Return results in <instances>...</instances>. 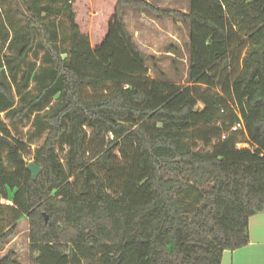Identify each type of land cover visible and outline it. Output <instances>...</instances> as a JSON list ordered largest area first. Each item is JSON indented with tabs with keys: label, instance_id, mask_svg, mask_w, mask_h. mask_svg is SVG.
I'll use <instances>...</instances> for the list:
<instances>
[{
	"label": "trees",
	"instance_id": "1",
	"mask_svg": "<svg viewBox=\"0 0 264 264\" xmlns=\"http://www.w3.org/2000/svg\"><path fill=\"white\" fill-rule=\"evenodd\" d=\"M6 1L25 26L19 58L37 35L46 66L20 83L11 69L19 104L0 81V251L24 218L31 264H221L247 246L264 212V0ZM45 1L68 15L64 58ZM127 7L188 27V86L150 77ZM2 113L35 132L16 137ZM0 264L20 263L11 251Z\"/></svg>",
	"mask_w": 264,
	"mask_h": 264
},
{
	"label": "rangeland",
	"instance_id": "2",
	"mask_svg": "<svg viewBox=\"0 0 264 264\" xmlns=\"http://www.w3.org/2000/svg\"><path fill=\"white\" fill-rule=\"evenodd\" d=\"M146 1L152 2L154 6L160 9H174L181 12H188L189 10V4L186 1ZM44 5H49L51 11L49 13H43L42 19L50 25L54 24L58 27V45L62 52H64V58L67 56L65 52L69 50L68 15L62 3L45 1ZM0 7H2L3 17L8 20L5 21L7 24L6 30L0 26V81H5L6 78L9 79L10 71L13 68L17 71V82L20 83L22 75L29 67L36 65L37 71H39L42 67L46 66L44 62L45 51L41 50L39 36L36 35L33 51L24 59L25 61L22 62L19 58V51L26 43L24 23L16 15L15 4L6 1L0 3ZM124 20L128 30L135 36V41L139 42V46L145 54L150 77L161 81H167L178 86H188L190 66L188 27L183 24L174 23L171 19H158L147 12L134 10L130 7L125 9ZM13 38L14 40L12 44H10ZM6 57L10 59V69L8 66H5ZM155 65H157L158 70L155 68ZM237 66L235 67L236 70H229L230 73L237 71L236 74H238L240 69H238L239 65ZM36 73L37 72H35V74ZM161 74H163V76ZM8 81L16 96V104H19V93L12 83V80L9 79ZM35 87V83L31 82L28 91L31 90L33 94H36L37 90ZM2 118L10 129H12L16 137L27 140L28 136L35 132L32 121L24 120L16 123L6 118L5 113H2ZM45 137L46 135L44 134L43 137L35 138L32 150L42 145L45 141ZM60 155L64 159L65 151L60 152ZM31 159L32 156L27 157L28 162H30ZM11 251L17 254V259L20 264H31L29 223L26 218L19 223L17 235L2 251H0V259L6 257Z\"/></svg>",
	"mask_w": 264,
	"mask_h": 264
},
{
	"label": "crops",
	"instance_id": "3",
	"mask_svg": "<svg viewBox=\"0 0 264 264\" xmlns=\"http://www.w3.org/2000/svg\"><path fill=\"white\" fill-rule=\"evenodd\" d=\"M136 43L139 45L138 41ZM249 237L247 246L226 251L221 264H264V212L250 218Z\"/></svg>",
	"mask_w": 264,
	"mask_h": 264
},
{
	"label": "water",
	"instance_id": "4",
	"mask_svg": "<svg viewBox=\"0 0 264 264\" xmlns=\"http://www.w3.org/2000/svg\"><path fill=\"white\" fill-rule=\"evenodd\" d=\"M28 171L32 174L33 179L36 180L41 173V168L37 167L34 163H30L28 166Z\"/></svg>",
	"mask_w": 264,
	"mask_h": 264
},
{
	"label": "built area",
	"instance_id": "5",
	"mask_svg": "<svg viewBox=\"0 0 264 264\" xmlns=\"http://www.w3.org/2000/svg\"><path fill=\"white\" fill-rule=\"evenodd\" d=\"M244 128V125H243V121L241 120L239 124H237L235 127H233L232 131H239V130H242ZM7 205L10 204V202H7L6 203Z\"/></svg>",
	"mask_w": 264,
	"mask_h": 264
}]
</instances>
